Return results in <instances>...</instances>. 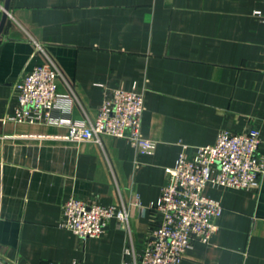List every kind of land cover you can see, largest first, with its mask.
Segmentation results:
<instances>
[{"label": "crops", "instance_id": "0c3cea01", "mask_svg": "<svg viewBox=\"0 0 264 264\" xmlns=\"http://www.w3.org/2000/svg\"><path fill=\"white\" fill-rule=\"evenodd\" d=\"M49 60L60 94L75 98L56 118L94 120L113 89H136L156 152L12 121L16 83ZM223 129L259 130L264 155V0H11L0 37V264L139 260L160 222L152 205L166 169L183 146L215 144ZM204 193L223 207L219 230L181 264H264V177L254 190L208 184ZM71 197L127 206L129 229L112 219L100 238L79 239L59 227Z\"/></svg>", "mask_w": 264, "mask_h": 264}, {"label": "built area", "instance_id": "2783aa9c", "mask_svg": "<svg viewBox=\"0 0 264 264\" xmlns=\"http://www.w3.org/2000/svg\"><path fill=\"white\" fill-rule=\"evenodd\" d=\"M255 14L261 16L259 11ZM60 77L58 66L51 60L24 75L15 86L16 112L10 119L18 123L67 127L68 139L75 142L101 144L102 137L108 135L127 140L141 154L156 152L157 142L143 133L146 103L143 93L136 89H113L91 121L56 118V110L70 111L75 102L74 96L60 94ZM260 145L261 134L257 129L244 133L223 129L215 144L200 146L192 153L188 146H183L175 166L166 169V182L152 205L160 222L139 260L125 264H181L195 242L209 244L219 230L223 207L219 201L205 195L206 187L211 184L214 188H259L264 177ZM112 219L128 230V207L104 206L71 197L63 206L59 227L86 241L100 238ZM125 252L131 254L130 248Z\"/></svg>", "mask_w": 264, "mask_h": 264}, {"label": "water", "instance_id": "95a60500", "mask_svg": "<svg viewBox=\"0 0 264 264\" xmlns=\"http://www.w3.org/2000/svg\"><path fill=\"white\" fill-rule=\"evenodd\" d=\"M10 2H11V0L6 1L5 13H4L3 18L1 20V23H0V37L2 36V33L4 31V28H5L7 20H8V10H9V6H10Z\"/></svg>", "mask_w": 264, "mask_h": 264}]
</instances>
